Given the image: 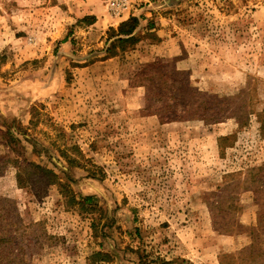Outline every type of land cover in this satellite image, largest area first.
<instances>
[{
  "label": "rangeland",
  "instance_id": "374dc122",
  "mask_svg": "<svg viewBox=\"0 0 264 264\" xmlns=\"http://www.w3.org/2000/svg\"><path fill=\"white\" fill-rule=\"evenodd\" d=\"M263 211L264 0H0L2 253L264 264Z\"/></svg>",
  "mask_w": 264,
  "mask_h": 264
},
{
  "label": "trees",
  "instance_id": "16d2710c",
  "mask_svg": "<svg viewBox=\"0 0 264 264\" xmlns=\"http://www.w3.org/2000/svg\"><path fill=\"white\" fill-rule=\"evenodd\" d=\"M84 19L90 20L92 23V22H94L95 17L94 16H85ZM140 26H141V18L134 16V15H131L128 19L122 21L115 30L116 36H117L119 42L122 43V42H125L128 40L136 41L137 39H136L135 35H136L137 30L140 28ZM203 111H204V116H205L204 118L209 119L210 117L208 115V112L205 111L204 109H203ZM17 178H18L19 184L22 185L23 184L22 177L18 174ZM85 200L90 202L92 200V197H86ZM263 217H264V211L259 213V221H258V227L259 228H258V230L255 231L254 236L259 235V233L262 234L261 229L262 230L264 229V218ZM220 232H222V231H220ZM10 240L11 239H9L7 235L0 236V243L1 244L2 243L8 244L10 242ZM0 249L3 250L4 248H1V246H0ZM259 256H260V258L263 257L262 254H260ZM0 264H17V262L13 258L9 257L8 254L2 253L0 251Z\"/></svg>",
  "mask_w": 264,
  "mask_h": 264
},
{
  "label": "crops",
  "instance_id": "0c3cea01",
  "mask_svg": "<svg viewBox=\"0 0 264 264\" xmlns=\"http://www.w3.org/2000/svg\"><path fill=\"white\" fill-rule=\"evenodd\" d=\"M130 15H135V16H137V17H140V15H137V13H134V12H133V13L128 14V16L124 17V18L122 19V21L128 19V18L130 17ZM111 20H114V19H111ZM118 23H119V22H116V23L112 22L110 25L116 26ZM96 24H97V23H96ZM162 32H163V31L161 30L160 33H162ZM164 42H165V41H163V42L161 43L162 46H163Z\"/></svg>",
  "mask_w": 264,
  "mask_h": 264
}]
</instances>
